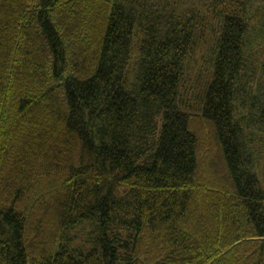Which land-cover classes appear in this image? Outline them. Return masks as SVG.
<instances>
[{
	"label": "trees",
	"instance_id": "trees-1",
	"mask_svg": "<svg viewBox=\"0 0 264 264\" xmlns=\"http://www.w3.org/2000/svg\"><path fill=\"white\" fill-rule=\"evenodd\" d=\"M0 264H264V0H0Z\"/></svg>",
	"mask_w": 264,
	"mask_h": 264
}]
</instances>
